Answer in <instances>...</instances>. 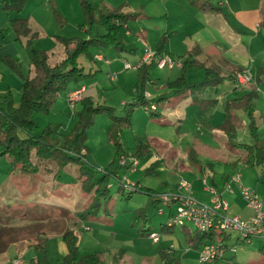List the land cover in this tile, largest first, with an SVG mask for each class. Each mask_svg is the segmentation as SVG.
Listing matches in <instances>:
<instances>
[{
	"label": "rangeland",
	"instance_id": "1",
	"mask_svg": "<svg viewBox=\"0 0 264 264\" xmlns=\"http://www.w3.org/2000/svg\"><path fill=\"white\" fill-rule=\"evenodd\" d=\"M257 1L260 4L263 2V0H255V4H258ZM133 14L134 16L130 19L137 17L136 13ZM70 16L67 29L70 32L71 29L74 30L75 28L80 31V27L77 24L83 20L82 16H75L73 12ZM97 30L98 32H103L104 28L98 26ZM122 35L124 43L128 45L127 41L130 38L125 33V25L122 27ZM262 38H264V31L262 32V37L255 36V42L259 45L262 43L260 52L263 55H259L258 59L255 60L254 67L248 72L250 82H255L258 74L256 67L262 65L261 60L264 59L262 57L264 56ZM15 45L21 52L24 72L28 73L30 71V74H32V65L28 63V59L19 44L16 43ZM146 46L150 47L149 45ZM95 48L105 52L107 47L101 45ZM108 49L112 50L113 48L108 47ZM53 51L55 54L51 56V61L62 55V46L58 43ZM136 52H140V47L137 48ZM121 54H126L128 62L133 64L132 59L136 57L134 52L124 51ZM171 58L174 60L172 56ZM78 61L79 65L83 66L84 71L88 72L90 60L86 56L80 55ZM91 64L96 68L99 66L96 76L101 77V85L105 88L98 95L99 101L95 102L112 106L117 115L124 114L126 106L121 104V100L123 98L128 99L127 101L131 99V86H126L127 81L126 83L120 82V77L115 78L114 81L110 80L106 76L105 71L107 68L103 64V60L91 62ZM0 65L8 70L7 66L1 61ZM226 67L227 65H222L224 72L228 73L229 69ZM134 68V66L131 67L132 70ZM167 69L166 66L163 69H159L155 64H152L150 75L152 78H157L161 70L167 75ZM174 70L175 68L172 69V72ZM195 71L199 70L191 68L187 73L189 80L201 79L200 76L192 75ZM116 75L118 74L116 73ZM260 76L264 79V73L260 74ZM86 79L69 83L55 98L48 113L34 112L33 120L36 125L30 133L38 135L49 122L59 124L61 130H69L75 120L79 104L74 107L69 106L66 92L78 86L80 82H87ZM148 87L151 91L155 90L150 83ZM257 88L259 89L258 95L254 99L255 118L259 135L264 140V88L261 85H258ZM162 91L168 92L166 88L159 92ZM238 92L234 91L231 95H237L239 94ZM154 96L159 97L161 95L154 94ZM164 96L169 97L168 94ZM198 96L202 97L203 95L194 96L189 92H183L171 96L169 101L165 100L162 106H157V111H160V113L153 117L149 115L150 112L144 105H138L133 109L130 127L123 129L120 133V141L124 151L128 154H123L126 157L125 160L128 161L129 158L133 157L131 153L134 151V146L138 141L147 142L150 145V150L147 154L139 157V164L136 170L122 168L120 170L121 175H125L131 182H136V178H140L143 186L153 188L160 176L147 173L142 165L151 158L152 153H157L162 158L159 163L169 170L170 175L177 174V176L184 177L190 183V180L194 177H201L203 172H207L205 176H209V180L210 175L214 173L220 179L224 172H240L244 179L250 180L249 186L255 189L259 197L264 201V177L259 175V168L247 166L242 161H239L235 166L228 164V162L238 158L242 154V150L228 145L221 124L223 116L220 111L215 110L213 118L208 120L210 127L203 124L202 121L205 120V116L197 107L196 98ZM110 123V117L106 113H102L95 116L92 123L86 128L84 142L89 150L85 157V164L91 168L96 176H100L102 173L101 169L107 166L115 157V146L108 138L107 133ZM246 124L247 120L244 117V125L238 130L237 139L241 142L250 143L251 138ZM162 147H165L163 152L161 151ZM119 157L113 163L114 167L121 165ZM33 161L37 162L34 158ZM209 163H212L211 170L208 166ZM12 167L10 158L7 155L0 156V222L10 223L16 236V240L10 243L6 250L0 252V264H17V258L23 260L21 264H32V259L35 260V257H38L39 264H61L57 239L53 230H58L64 226L73 227L77 231L79 236V254L99 250V254L105 264L108 263L109 255L101 250V246H114L115 244H118V246L121 244L126 248L124 260L121 264L162 263L159 250L167 242L164 241L162 243V238L159 242H154L146 234L140 235L137 229L145 227L149 231L156 230L159 232L161 226L167 223V219L170 216L168 215L167 217L168 208L170 207L171 213L176 211V202L168 204L169 201L160 200L159 206L164 209L163 213L160 214L155 207H151L149 209L150 221L142 226L140 220L131 219V213L134 208L146 203L147 195L144 192H135L131 198L127 199L116 190L118 181L115 178V182H117L115 183L113 178L110 181L113 183L112 187L109 188L110 196L99 213L94 217L80 219L75 216L76 212L74 211L87 206L91 200V195L81 191L80 186L73 182V177L78 170L76 163L67 165L58 173L59 175H56L54 166L51 167L48 161L43 162V165L41 164L36 173H25ZM124 187L126 190L130 189L127 186ZM73 220H76L75 224L72 223ZM80 224H85L89 228L84 230ZM187 224L191 228L193 227L190 223ZM172 227L182 242V246L179 249H175V252L173 251V254H177L179 257L180 264H264V258L259 250L264 238L253 237L249 242L232 241L236 236V232L230 231V239L227 242H231L236 247V253L231 255V252L227 251L223 258L210 263H201L198 261L197 249L189 246L183 240V234L179 226L172 225ZM43 235L48 238L45 240L47 261L43 259L41 253L37 256V251L29 248V243L40 241ZM87 238L96 239L103 245L87 243ZM183 248L188 250H185L187 251L185 255L181 254L184 250Z\"/></svg>",
	"mask_w": 264,
	"mask_h": 264
},
{
	"label": "trees",
	"instance_id": "2",
	"mask_svg": "<svg viewBox=\"0 0 264 264\" xmlns=\"http://www.w3.org/2000/svg\"><path fill=\"white\" fill-rule=\"evenodd\" d=\"M28 0H0V9L4 11H21ZM201 10L208 13L222 12V8L211 3L209 0H190ZM84 21L79 24L83 31L79 35L61 36L57 39L62 46V55L56 57L54 61L50 58L52 52L44 49H31L30 62L33 69L32 76L26 75L18 59L9 54H0V59L12 69L22 79L21 96L15 101L10 92L0 98V156L7 155L10 158L12 168L20 169L25 173H36L43 162H50L54 166L56 175L71 163L78 166L77 173L73 177V182L80 186L81 191L89 193L91 200L85 207L76 210V217L87 219L96 216L106 200L110 196L107 184L112 178L118 181L117 191L125 198H131L135 192H144L146 203L134 208L131 213L132 220H140L141 225L149 223V209L156 207L160 201L157 191L145 186H138L126 190L117 177L118 172L125 166L114 167L115 160L122 154L128 155L120 141V133L123 129L130 127L132 111L138 105H144L149 110V115L159 114L155 110V103L166 98L161 96L158 99L147 98L145 95L146 84L149 79V68L152 62H145L137 67V78L134 83V94L132 99L125 104L124 114L117 115L112 106L95 102L91 96H82L79 101V108L76 110L75 120L68 131L61 130L59 124L47 123L38 135H32L31 130L35 127L33 120L34 112L48 113L55 98L71 82H79L86 79L90 73L85 72L83 66L79 65L80 55L88 59L93 58L92 53L95 47L101 45L113 48L117 52L130 51L123 41L122 27L127 20L134 16V12H124L121 7H106L104 9L93 7L88 0H79ZM56 19H60V12H54ZM61 19V21H62ZM62 22H59L61 25ZM102 26L103 32H98L97 27ZM16 36L27 34L30 31L27 18L15 17L10 20V26ZM8 28H0V37L4 36ZM167 34H163L155 44L154 50L161 54L165 52ZM30 39H28V42ZM194 52H191V55ZM183 72L181 75L167 80L163 85L172 94H181L189 91L194 95L204 93L209 85H217L226 79L234 82L235 71L244 72L241 66H235L228 73H224L221 67L209 61L200 62L190 55L182 61ZM198 66L203 69L204 76L200 80L191 81L186 77V69ZM264 73L261 67L256 78V84L264 88V79L260 74ZM244 92L239 96L231 97L227 103L225 118L222 123L227 143L232 148L242 150L243 155L236 161H242L249 166H257L264 174V140L259 135L258 126L254 114V99L258 95V88ZM214 99L198 96L196 103L201 110L214 104ZM154 106V107H153ZM106 113L111 123L107 129L108 138L115 146V157L107 166L101 169V175L96 176L91 168L85 164V157L88 147L84 142L87 126L92 123L93 118L99 114ZM244 117L247 120V129L251 138L250 143L241 142L237 139L238 130L244 125ZM149 152V145L146 142L138 141L131 153L134 157H140ZM33 158L37 162L33 161ZM49 167V166H48ZM155 167L151 164L146 170ZM138 182H135L137 184ZM145 187V188H143ZM167 226V224H165ZM171 227V226H170ZM184 237L189 246L199 248L203 243L215 239L228 241L230 233L224 230L209 229L199 230L190 227L188 224L181 226ZM13 226L10 223L0 222V252L16 240ZM140 235H148V229H137ZM67 252L62 256L61 264H100L103 260L97 252L78 254V236L72 228H66L62 233ZM40 246L39 243H36ZM30 245V244H29ZM260 252L264 258V242L260 247ZM41 253L45 261L46 255ZM124 250L119 249L112 254V259L118 261ZM162 264H180L179 259L163 250L159 251ZM38 257L32 259V264H39ZM149 264V263H144Z\"/></svg>",
	"mask_w": 264,
	"mask_h": 264
},
{
	"label": "crops",
	"instance_id": "3",
	"mask_svg": "<svg viewBox=\"0 0 264 264\" xmlns=\"http://www.w3.org/2000/svg\"><path fill=\"white\" fill-rule=\"evenodd\" d=\"M88 1L92 4L93 7L96 8L104 9L106 7H121V9L124 12L136 13L137 17L134 19H130L133 21L129 20L128 22L125 23V33L130 38L127 41L128 43L127 46L132 48L129 52H134L136 57L132 59L133 64L129 62L131 66L125 68L124 62L129 61L126 54L123 55L121 54L122 52H117L116 50L113 49L111 50L108 48L105 49V52H101L95 48L92 53L93 58L89 59L90 64L88 67V72L90 73V75L86 79L87 82L84 81L80 82L78 86L68 90L66 92V98H67V93L69 91L82 87L83 90L81 97L88 95L91 96L94 101H99L98 95L99 93H101L102 89L105 88L101 85V80H102L101 77L96 76L97 71L99 70V66L96 68L94 67V65L91 64V62H99L103 60V64L107 68V70L105 71L106 76L109 77L108 75L109 72L114 71L115 73L118 74L115 76L116 79L120 77V82L126 83L127 81L126 86L128 85L131 86L130 92L132 99L134 94V83L137 78V67L139 61L143 56L144 45H149L151 48L154 49L156 42L163 34H167L168 37L165 45V52H162L161 54L163 53L169 54L174 59H179L181 64L174 63L170 67L166 66L168 68L166 71L168 72V74L166 75L164 71L161 70L157 78L151 77L150 68H149V72H148L149 79L147 83L148 84L150 83L155 90L151 91V89L149 88L150 86L148 87V84H146L145 95L147 96V98H154L156 100L159 97L164 96L166 94H168L169 96V97L165 96L166 98L159 100L157 103H155L156 111H157V106L159 105L162 106L165 100L169 101V98L171 96L177 95V94H172L167 87H164L163 84L167 80H171L182 74L183 69L181 65L183 59L186 56L190 55L191 57L196 58L200 62L209 61L215 63L219 65L221 69H222V65H227L226 68L229 69L228 72L232 67L241 66L244 68V71L248 73L254 67L255 60L258 59L260 54H262L260 52L261 51L260 46L262 43L259 45L257 42H255V36L262 37V32L264 31V0L262 4H260L258 1H257L258 4H255V0H209L211 3L220 6L222 8V12H217V13L205 12L201 10L195 3H192L190 0H88ZM55 11L60 12L63 19L60 18L57 20L56 16L54 15ZM72 12L73 15L78 17L82 16L83 18L79 0H28L25 7L21 11H4L0 9V28H8V31L5 33V35L0 37V54H9L10 56L18 59V61L21 64V67H22L21 52L16 47L15 45L16 43H18L19 46L22 48L23 53L27 57L29 64H31L30 55L32 48L48 50L49 52L55 54L53 49L57 47L58 43L61 45V43L57 39L58 35L70 37L74 35H79L78 33L79 32L82 33L83 31V28H80V31L75 28L74 30L71 29L72 32L71 34V32L67 29L68 28L67 24L69 23V20L71 18L70 15H72ZM15 17L27 18L28 25L30 27V31L27 34H21L18 39H16L14 31L11 28H9L10 20ZM83 21L84 18L77 24L78 27L79 24L82 23ZM59 22L60 23L62 22V24L59 25ZM28 39H30L29 42ZM262 40L264 42V38H262ZM138 47H140V52L137 53L136 50ZM191 52H194V54L191 55ZM96 53L102 55L104 58L103 59L95 58L94 55ZM0 61L4 65H6L1 59ZM261 63L262 65L256 67L257 73L259 72L261 67H264V59L261 60ZM152 64H155V62L153 61ZM132 66L135 67L134 68L135 71L131 69ZM164 67H158V68L163 69ZM7 68L9 71L4 67H2V65H0V98L3 95L10 92L14 100L18 101L21 96L22 79L12 69H10V67L7 66ZM173 68H175L174 72H172ZM191 68L192 69L197 68L199 70L193 72L192 75L194 76L197 75V77L200 76L201 79L203 78L204 76L203 69L198 66H193L186 69L185 71L186 77H187V73L191 70ZM22 71L24 74L29 76H32L33 74V73L30 74L29 68H28L29 71L28 73L24 72L23 67H22ZM172 75L174 76L172 77ZM115 78L109 77V79L113 81L115 80ZM256 87H257L256 81L250 82L249 80L244 84L238 85L236 81L234 82L232 79H226L225 81L217 85L207 86L204 90L203 96L212 98L215 101L212 106L207 107L204 111L201 110L200 107L197 105V107L201 110L202 114L205 116V120L202 121L203 124L210 127L208 120L213 118L215 110H218L222 113L223 116V120L221 122L222 124L225 118V111L227 109V103L229 98L239 96L242 93L250 91L251 89ZM164 88H166L168 92L166 91L159 92ZM234 91L236 92L240 91V92H238L239 94L237 95H231V93H233ZM185 92H189V91H185ZM154 94L161 96L155 97ZM191 94L194 95L193 93ZM80 98L75 102V105L79 104ZM127 100L128 99L123 98L121 100V104L125 106V104L130 101ZM158 112L160 113V111ZM254 114H255V110H254ZM159 127H164V126H159ZM172 135H173V131H172ZM172 135L171 137H173ZM149 150H150V145H149ZM164 150L165 147H162L161 151L163 152ZM242 155L243 152L238 158L228 162V164L231 166H235L240 161V160L239 161L236 160L240 159ZM136 158L139 164V157ZM161 159L162 158L160 155H158L157 153H152L151 158L143 163L142 165L143 169L147 173H153L160 176L159 177L160 179H158V182L155 184L153 188L148 186L145 187H148L152 190H156L157 193L162 191L166 192V191L176 190L179 179L184 177L177 176V174L170 175L169 170L165 166L159 163V160ZM129 162H130V158L127 161V164H129ZM153 163H155V167L146 170ZM208 166L209 169L211 170L212 163H209ZM123 168H127V166ZM205 173L207 172H203L201 177L196 176L192 180H190L192 183L191 185L192 194L196 198L211 204L213 202L214 193L207 190L206 185H212L215 188L216 192L228 202V208L226 210L227 214L238 215L242 218H246L251 214V209L245 204V201L239 194V190L236 185L237 183L234 181L231 182L232 191H228L225 188V183L229 179V176L235 174L236 172L234 171L224 172L223 175L220 177V179H218V177H216L214 173L210 175V180L208 179L209 176L208 177L205 176L206 175ZM237 173L240 174V181L243 184L249 186L250 180L244 179L240 172ZM259 175L261 177H264V174L261 173L260 168H259ZM118 176L126 177L125 175H121L120 171L117 174V177ZM113 181L115 182V178L113 179ZM135 181L138 182L137 183L138 186L140 185L143 186L140 178H136ZM112 185H113L112 182H109L107 184L109 188H111ZM116 186L118 187V183ZM169 203L170 202H168V204ZM168 204L166 205L169 206ZM159 205L160 204L158 203L157 208L156 207L155 208L158 209L159 207H161ZM263 205H264V201H263ZM169 208H168L167 217L168 215L172 214ZM163 211L164 209L162 211H158V213L162 214ZM72 223L75 224L76 220H73ZM80 226H82L84 230H87L89 228L85 224H80ZM66 228H71V227L64 226L58 230H53L54 236H56L57 239V248H59L58 254L60 256V263L62 256L67 252V247L64 241L62 240V233L63 230H65ZM179 228L183 234L182 235L183 240H185L183 229L181 228V226H179ZM72 229L77 234V231L73 227ZM159 232L156 230L150 231V233L158 234V239L153 240L151 238L152 241L159 242L160 239L162 238L161 242L163 243L164 241H166L167 244L165 246L162 245L160 250H163L171 255H174L173 251L175 252V249H179L182 246V242L180 238L176 235L175 231L173 230V227L163 225L161 226ZM150 233L147 236L151 237ZM47 239L48 238H46V236L43 235L40 241L29 243L30 244L29 248L36 250L37 253L42 250V252H44V254L47 255V251H46L47 245L45 242V240ZM233 240L235 239L233 238L232 241ZM86 241L87 243H95L97 245H103L100 244V242L96 239L87 238ZM78 242H79V236H78ZM36 243H39L40 246H38ZM119 249H123L124 253L119 258L118 261H114L112 259V254ZM183 249L184 250L181 254L185 255V253L188 250L185 248ZM101 250L105 251L109 255L107 264H121L122 261L124 260V256L126 253V248L123 247L121 244L120 246H118V244H115L114 246H101ZM93 252H97L99 254V250H94ZM86 253H90V252H86ZM235 253L236 251L233 253L231 252L230 254L234 255ZM174 256L179 259L177 254ZM22 262L23 260L16 263L21 264ZM145 263H149V262H145ZM100 264H105V263L102 261Z\"/></svg>",
	"mask_w": 264,
	"mask_h": 264
},
{
	"label": "built area",
	"instance_id": "4",
	"mask_svg": "<svg viewBox=\"0 0 264 264\" xmlns=\"http://www.w3.org/2000/svg\"><path fill=\"white\" fill-rule=\"evenodd\" d=\"M95 58L103 59L104 57L98 53L94 55ZM155 62L158 67L172 66L174 63L181 64L179 59H172L169 54L163 53L158 54L153 48L144 45L143 56L138 63V66L145 62ZM131 64L129 62H124V67L128 68ZM236 83L238 85L244 84L249 81L248 73L235 71ZM110 78H115L116 73L114 71L109 72ZM83 88H76L67 93V100L69 106L74 107L75 102L81 97ZM120 164L127 166L130 170H135L138 164L136 157H131L129 164L125 160L124 155H120ZM120 182L123 186H127L130 189L137 187L138 184L131 182L126 177H120ZM205 181V180H204ZM236 182L239 194L245 201V204L251 209V214L242 218L238 215H229L226 210L228 208V202L219 195L212 185H206L207 190L214 193L213 202L207 203L199 200L192 194V187L190 182L184 178H180L177 183V189L171 191H162L157 193V197L160 200L176 202V211L167 219V226L178 225L182 226L184 224L190 223L193 227L199 230H209L217 229L224 230L230 233V231H235L236 240L249 242L253 237L264 238V205L262 198L259 197L256 190L251 186L243 184L240 181V174L235 173L229 176V179L225 183V188L228 191H232L231 182ZM163 209L159 207L157 211H162ZM153 240L158 239L157 233H150ZM229 252H235L236 247L230 242L222 241L221 239H215L212 241H207L203 243L199 248L198 261L201 263H210L219 258H223L224 254ZM17 259L16 262H20Z\"/></svg>",
	"mask_w": 264,
	"mask_h": 264
}]
</instances>
